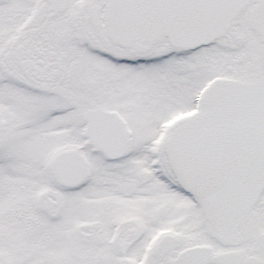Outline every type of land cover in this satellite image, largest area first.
I'll return each instance as SVG.
<instances>
[{
	"label": "snow or ice",
	"instance_id": "obj_1",
	"mask_svg": "<svg viewBox=\"0 0 264 264\" xmlns=\"http://www.w3.org/2000/svg\"><path fill=\"white\" fill-rule=\"evenodd\" d=\"M0 264H264V0H0Z\"/></svg>",
	"mask_w": 264,
	"mask_h": 264
}]
</instances>
